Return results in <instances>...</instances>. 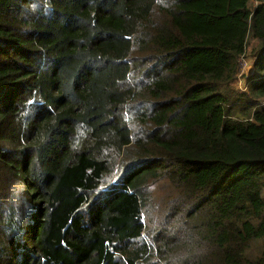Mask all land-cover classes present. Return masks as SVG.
Masks as SVG:
<instances>
[{"label": "trees", "instance_id": "trees-1", "mask_svg": "<svg viewBox=\"0 0 264 264\" xmlns=\"http://www.w3.org/2000/svg\"><path fill=\"white\" fill-rule=\"evenodd\" d=\"M250 3L0 0V264H264Z\"/></svg>", "mask_w": 264, "mask_h": 264}, {"label": "rangeland", "instance_id": "rangeland-1", "mask_svg": "<svg viewBox=\"0 0 264 264\" xmlns=\"http://www.w3.org/2000/svg\"><path fill=\"white\" fill-rule=\"evenodd\" d=\"M261 2V0H251V8L255 7ZM253 69V74L252 77H250V72L252 73ZM250 70V71H249ZM249 75V76H248ZM256 75L255 72V67H254V62H253V57L251 56L250 49H247V52L245 55L240 59V64H239V71L237 75L236 81L232 84L234 89H236L239 92H242L243 86L246 83L247 84V90L245 93L248 91V86H249V80L254 79Z\"/></svg>", "mask_w": 264, "mask_h": 264}, {"label": "built area", "instance_id": "built-area-1", "mask_svg": "<svg viewBox=\"0 0 264 264\" xmlns=\"http://www.w3.org/2000/svg\"><path fill=\"white\" fill-rule=\"evenodd\" d=\"M250 71V70H249ZM252 74H253V69H252V73L250 72V77H252ZM249 76V75H248ZM247 90V84L245 83L244 84V86H243V90H242V92H245ZM260 104L261 105H264V99H262L261 101H260Z\"/></svg>", "mask_w": 264, "mask_h": 264}]
</instances>
